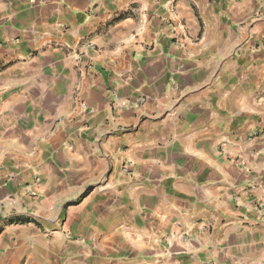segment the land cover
I'll return each instance as SVG.
<instances>
[{
    "label": "crops",
    "instance_id": "crops-1",
    "mask_svg": "<svg viewBox=\"0 0 264 264\" xmlns=\"http://www.w3.org/2000/svg\"><path fill=\"white\" fill-rule=\"evenodd\" d=\"M264 0H0V264L264 263Z\"/></svg>",
    "mask_w": 264,
    "mask_h": 264
},
{
    "label": "built area",
    "instance_id": "built-area-1",
    "mask_svg": "<svg viewBox=\"0 0 264 264\" xmlns=\"http://www.w3.org/2000/svg\"><path fill=\"white\" fill-rule=\"evenodd\" d=\"M263 44H264V40H263ZM261 264H264V263H261Z\"/></svg>",
    "mask_w": 264,
    "mask_h": 264
}]
</instances>
